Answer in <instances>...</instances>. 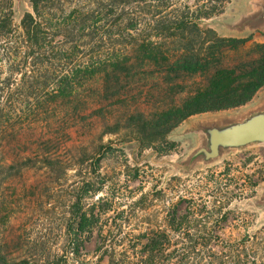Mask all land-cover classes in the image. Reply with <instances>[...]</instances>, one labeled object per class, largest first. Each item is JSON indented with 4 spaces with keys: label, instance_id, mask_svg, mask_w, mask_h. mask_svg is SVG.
<instances>
[{
    "label": "rangeland",
    "instance_id": "obj_1",
    "mask_svg": "<svg viewBox=\"0 0 264 264\" xmlns=\"http://www.w3.org/2000/svg\"><path fill=\"white\" fill-rule=\"evenodd\" d=\"M12 7L20 26L32 0ZM247 13L256 14L239 20ZM216 17L202 26L222 27L227 36L214 29L221 37L258 43L264 35V0H230ZM177 85L122 90L120 101L72 123L50 151L34 150V138L9 139L0 153V250L16 264H264V143L221 148L215 158L203 152H211L212 130L260 113L243 106L199 114L170 133L173 150L142 147L133 118L181 104L207 78L183 76ZM258 95L263 104L264 88ZM86 184L100 191L84 196Z\"/></svg>",
    "mask_w": 264,
    "mask_h": 264
},
{
    "label": "trees",
    "instance_id": "obj_2",
    "mask_svg": "<svg viewBox=\"0 0 264 264\" xmlns=\"http://www.w3.org/2000/svg\"><path fill=\"white\" fill-rule=\"evenodd\" d=\"M12 2L0 0V153L23 136L50 151L72 123L134 85L173 88L183 76H205L181 104L133 118L142 147L165 152L182 122L246 106L264 88V44L202 26L230 0H32L20 26ZM91 191L100 190L86 184L84 196ZM77 222L72 254L81 256L83 211ZM0 264L16 263L0 250Z\"/></svg>",
    "mask_w": 264,
    "mask_h": 264
},
{
    "label": "water",
    "instance_id": "obj_3",
    "mask_svg": "<svg viewBox=\"0 0 264 264\" xmlns=\"http://www.w3.org/2000/svg\"><path fill=\"white\" fill-rule=\"evenodd\" d=\"M210 137L211 152L203 150L210 158H215L221 148H241L252 143H264V113L257 114L246 122L236 124L223 131L212 130Z\"/></svg>",
    "mask_w": 264,
    "mask_h": 264
},
{
    "label": "crops",
    "instance_id": "obj_4",
    "mask_svg": "<svg viewBox=\"0 0 264 264\" xmlns=\"http://www.w3.org/2000/svg\"><path fill=\"white\" fill-rule=\"evenodd\" d=\"M226 14V13H225ZM254 14H256V13H250V14H243V15H241V18L239 19V20H241L242 18H247L248 16H253ZM218 17H214V18H212V19H210V20H208L207 22H214L216 19H217ZM237 25V23L235 22L234 23V27ZM264 25V24H263ZM213 27H214V29H216L218 32H220V33H222L224 36H227V34H226V32L223 30V28L222 27H217V26H214V25H212ZM264 32V31H263ZM256 37V36H255ZM256 41L258 42V43H263L264 44V35L263 36H261L260 38H258L257 39V37H256ZM261 92V91H260ZM260 92L258 93V94H260ZM256 95L255 96V98L250 102V103H248L246 106H244V107H247V108H250L249 110H257V111H259L258 113H261V112H263L264 110V103L263 104H257L256 103V99L258 98V96L259 95ZM242 108V107H241Z\"/></svg>",
    "mask_w": 264,
    "mask_h": 264
}]
</instances>
